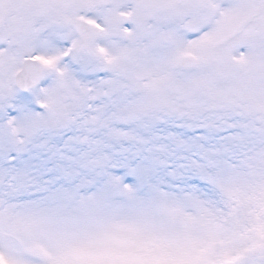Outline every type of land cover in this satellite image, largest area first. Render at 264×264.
<instances>
[{
  "label": "snow or ice",
  "instance_id": "obj_1",
  "mask_svg": "<svg viewBox=\"0 0 264 264\" xmlns=\"http://www.w3.org/2000/svg\"><path fill=\"white\" fill-rule=\"evenodd\" d=\"M0 264H264V0H0Z\"/></svg>",
  "mask_w": 264,
  "mask_h": 264
}]
</instances>
